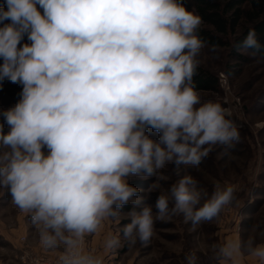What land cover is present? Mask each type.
Here are the masks:
<instances>
[{
	"label": "clouds",
	"instance_id": "9594fccd",
	"mask_svg": "<svg viewBox=\"0 0 264 264\" xmlns=\"http://www.w3.org/2000/svg\"><path fill=\"white\" fill-rule=\"evenodd\" d=\"M201 23L183 0L0 6V81L22 85L18 103L0 112L9 128L0 123V187L29 215L40 247L62 249L55 264H104L84 242L109 218L129 219L121 231L134 246L149 242L155 219L183 214L195 226L233 201L235 186L217 185L208 196L184 175L153 206L147 201L155 186L142 190L128 179L163 180L166 164L196 167L211 146L230 156L240 141L229 110L201 103L193 83L196 57L207 46L197 34ZM238 49L256 55L254 28ZM103 246L119 248L120 237L109 233ZM245 252L264 264V244L252 237L213 245L210 260L242 264ZM197 259L186 256L187 264Z\"/></svg>",
	"mask_w": 264,
	"mask_h": 264
},
{
	"label": "rangeland",
	"instance_id": "374dc122",
	"mask_svg": "<svg viewBox=\"0 0 264 264\" xmlns=\"http://www.w3.org/2000/svg\"><path fill=\"white\" fill-rule=\"evenodd\" d=\"M215 1L222 9L230 0ZM0 2L4 6V0ZM183 3L197 14L194 0H183ZM240 10L242 15L235 34L230 33V29L226 34H219L205 23L197 29L218 36L223 44L215 52L207 45L196 57L198 67L215 82L212 89L198 93L201 103L218 102L228 109L231 115L227 118L238 125L240 141L235 144L231 155H223L222 146L213 145L199 166L181 165L177 168L166 164L159 170L165 177L163 180L157 177L128 178L130 184L142 190L155 186L151 189V199L147 201L153 206L157 196L167 194L170 186L184 175H191L208 196L217 185L235 186L233 201L217 217L195 226L186 221L183 214L155 219L149 242H137L134 246L128 245L121 231L129 219L125 215L119 220L109 218L98 233L87 236L84 242L85 250L101 256L104 264H187L186 256L192 252L198 257L197 264H212L213 245L229 239L245 241L249 237L254 238L256 244H264V60L251 52L234 49V37L242 28L249 27V6H242ZM230 14L228 12L225 16ZM27 42L25 38L21 43ZM2 62L0 58V64ZM21 91L22 85L0 81V112L18 103ZM0 123H4L2 116ZM8 130L4 123L5 133ZM150 134L157 138L156 133L150 131ZM132 207L126 205L124 211ZM153 211L155 216V208ZM109 233L120 237L119 248H104V238ZM61 251H45L40 247L39 231L31 224L29 215L12 202L6 188L0 187V264H22L20 257L24 252L56 259ZM246 255L245 252L243 256Z\"/></svg>",
	"mask_w": 264,
	"mask_h": 264
},
{
	"label": "trees",
	"instance_id": "16d2710c",
	"mask_svg": "<svg viewBox=\"0 0 264 264\" xmlns=\"http://www.w3.org/2000/svg\"><path fill=\"white\" fill-rule=\"evenodd\" d=\"M197 14L202 18V23L212 26L219 34H226L230 29V33L235 34V30L238 26L240 19L241 7L248 5L249 13L247 18L249 19V27L242 28V31L234 37V49H238V46L242 44L243 40L248 34L250 28H254L260 49L256 53L262 60H264V0H230L224 4L221 9V5L215 0H194ZM0 6H2L0 2ZM228 12L231 14L225 16ZM197 34L202 40L207 42L208 46L216 45L217 47L223 45L218 36L213 35L210 32H204L197 30ZM252 52V49L244 50ZM193 83L198 92L212 89L214 85V79L197 68L196 75L193 78Z\"/></svg>",
	"mask_w": 264,
	"mask_h": 264
},
{
	"label": "built area",
	"instance_id": "2783aa9c",
	"mask_svg": "<svg viewBox=\"0 0 264 264\" xmlns=\"http://www.w3.org/2000/svg\"><path fill=\"white\" fill-rule=\"evenodd\" d=\"M20 261L22 264H55L56 259H49L40 255H33L24 252L20 257Z\"/></svg>",
	"mask_w": 264,
	"mask_h": 264
},
{
	"label": "crops",
	"instance_id": "0c3cea01",
	"mask_svg": "<svg viewBox=\"0 0 264 264\" xmlns=\"http://www.w3.org/2000/svg\"><path fill=\"white\" fill-rule=\"evenodd\" d=\"M242 264H260V262L257 259L252 258L249 255H246L243 256Z\"/></svg>",
	"mask_w": 264,
	"mask_h": 264
}]
</instances>
